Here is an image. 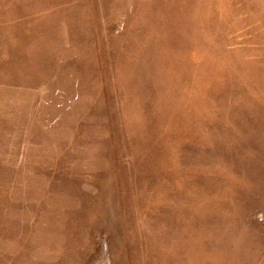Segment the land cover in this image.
I'll return each mask as SVG.
<instances>
[{
    "label": "rangeland",
    "instance_id": "rangeland-1",
    "mask_svg": "<svg viewBox=\"0 0 264 264\" xmlns=\"http://www.w3.org/2000/svg\"><path fill=\"white\" fill-rule=\"evenodd\" d=\"M0 264H264V0H0Z\"/></svg>",
    "mask_w": 264,
    "mask_h": 264
}]
</instances>
